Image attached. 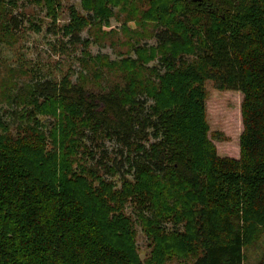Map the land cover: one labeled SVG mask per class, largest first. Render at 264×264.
<instances>
[{
	"label": "trees",
	"instance_id": "trees-1",
	"mask_svg": "<svg viewBox=\"0 0 264 264\" xmlns=\"http://www.w3.org/2000/svg\"><path fill=\"white\" fill-rule=\"evenodd\" d=\"M129 2L83 0L91 18L73 7L62 32L76 43L89 24L109 23L111 5ZM55 3L45 0L57 17ZM149 3L145 17L166 30L124 60V88L95 94L68 73L10 96L20 122L14 133L0 119V264H144L128 206L153 243L145 264H248V251L264 247V0ZM16 7L0 0L8 44ZM156 57L163 70L146 78ZM207 80L244 93L238 159L219 156L209 136ZM99 140L116 141L125 160Z\"/></svg>",
	"mask_w": 264,
	"mask_h": 264
},
{
	"label": "rangeland",
	"instance_id": "rangeland-1",
	"mask_svg": "<svg viewBox=\"0 0 264 264\" xmlns=\"http://www.w3.org/2000/svg\"><path fill=\"white\" fill-rule=\"evenodd\" d=\"M150 0H132L113 6L109 23L89 24L78 36L76 43L64 36L62 27L70 22L72 8L81 15L91 18L92 13L85 10L83 0H56L57 17L48 10L45 0H18L14 9V23L20 27L16 39L8 44L0 41V119L8 122L14 133L20 119L14 113L17 105L9 103L10 96L17 97L28 89L30 83L38 80L60 82L71 73L73 83H85L95 94L112 92L117 87L124 88L128 83L129 69L125 64L129 58H138L136 49L146 46L149 50L159 45V35L165 27L157 21L147 19ZM32 23L41 25V32L31 30ZM87 42V46L84 42ZM98 56V57H97ZM196 55H190L194 60ZM126 60V61H124ZM130 60V59H129ZM84 66V67H83ZM122 66H125L123 69ZM154 66L163 67L159 57L145 63L144 75L151 78ZM85 68V69H84ZM206 113L209 136L221 157L238 159L241 156V135L244 131L242 104L244 93L240 90L222 89L216 80L206 81ZM147 108L151 101L142 97ZM19 112V111H18ZM145 113L148 111L145 110ZM50 124L53 119L43 117ZM149 132H152L149 129ZM154 142L153 136H150ZM105 143V144H104ZM108 154L116 155L117 161L125 160L127 150L113 140L98 141ZM149 145V142H147ZM96 141H93V146ZM99 154V153H98ZM127 169V168H126ZM124 169L115 178L119 185ZM127 211L136 222L139 257L145 264L150 256L152 240L148 238L139 222V211L128 206ZM264 247L258 246L248 251V264H257L264 254ZM175 260L166 264H174Z\"/></svg>",
	"mask_w": 264,
	"mask_h": 264
}]
</instances>
